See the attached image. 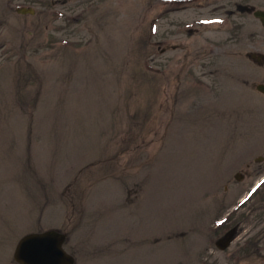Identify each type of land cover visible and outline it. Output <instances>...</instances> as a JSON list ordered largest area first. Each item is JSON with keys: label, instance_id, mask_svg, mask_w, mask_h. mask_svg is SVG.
<instances>
[{"label": "rangeland", "instance_id": "374dc122", "mask_svg": "<svg viewBox=\"0 0 264 264\" xmlns=\"http://www.w3.org/2000/svg\"><path fill=\"white\" fill-rule=\"evenodd\" d=\"M249 1L264 8L0 0V264L51 228L76 264H231L264 242V65L247 57L264 26L235 3ZM256 184L237 236L210 243Z\"/></svg>", "mask_w": 264, "mask_h": 264}, {"label": "water", "instance_id": "95a60500", "mask_svg": "<svg viewBox=\"0 0 264 264\" xmlns=\"http://www.w3.org/2000/svg\"><path fill=\"white\" fill-rule=\"evenodd\" d=\"M20 12H29L31 9L23 8ZM264 21V13L257 12ZM254 56V54H251ZM264 92V85H258ZM65 235L57 231L29 234L19 242L15 258L21 264H73L74 258L63 248Z\"/></svg>", "mask_w": 264, "mask_h": 264}, {"label": "flooded vegetation", "instance_id": "af4514ba", "mask_svg": "<svg viewBox=\"0 0 264 264\" xmlns=\"http://www.w3.org/2000/svg\"><path fill=\"white\" fill-rule=\"evenodd\" d=\"M178 1V0H177ZM186 3H196V4H201L203 5L204 2L206 0H180ZM229 1V0H226ZM236 3L237 9L239 12H247L254 14V4H252V2H245L244 4L241 3ZM216 5V4H215ZM264 9V8H262ZM233 12H229L227 14H224L227 19L232 20L233 18ZM249 205V203H235L225 214H223V216L220 217H216L215 220L213 221L212 224V232L215 234L217 233L219 236V233H225L227 234L229 231H233L231 238L229 237V239L227 238L225 241L229 242L230 240H232L233 236L236 234H238V230L236 227L233 228V222L238 219L239 215L242 214L243 212H245L246 210H248V212L250 211V208L247 207ZM242 226H240L239 228H241ZM229 232V233H230ZM228 233V236H229ZM217 236L215 235V242L214 244L219 246V239L221 237H219V239L217 240ZM257 243V242H256ZM251 248L253 247L254 249L249 251V252H240L239 249L240 248H244L247 247ZM227 256L231 259V264H243V263H251L252 260H255L256 263H262L264 264V242L260 241L258 242L256 245H254L253 239L251 238H245L243 245H237L235 247L234 250H232L230 253L227 254ZM227 259V258H226ZM229 259V260H230ZM253 264H256L254 262H252Z\"/></svg>", "mask_w": 264, "mask_h": 264}]
</instances>
